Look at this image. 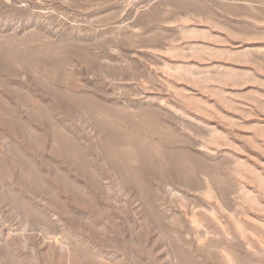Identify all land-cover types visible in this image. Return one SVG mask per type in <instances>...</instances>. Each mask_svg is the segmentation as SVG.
<instances>
[{
    "label": "rangeland",
    "instance_id": "374dc122",
    "mask_svg": "<svg viewBox=\"0 0 264 264\" xmlns=\"http://www.w3.org/2000/svg\"><path fill=\"white\" fill-rule=\"evenodd\" d=\"M0 264H264V0H0Z\"/></svg>",
    "mask_w": 264,
    "mask_h": 264
}]
</instances>
